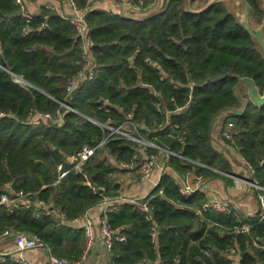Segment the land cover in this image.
Here are the masks:
<instances>
[{"label":"trees","instance_id":"16d2710c","mask_svg":"<svg viewBox=\"0 0 264 264\" xmlns=\"http://www.w3.org/2000/svg\"><path fill=\"white\" fill-rule=\"evenodd\" d=\"M74 1L87 10L97 72L69 96V79L82 63L75 26L57 10L41 7L26 33L27 20L16 0H0V111L9 113L0 119V183L30 193L50 210L38 206L10 210L2 205L0 231L15 228L38 233L58 256L80 259L85 229L72 222L107 197L119 196L114 174L121 169L104 155L117 162L130 161L138 147L132 141L111 140L86 162L85 174L75 171L70 159L84 146H96L104 135L83 115L101 121L112 117L120 123L132 114L145 125L142 133L158 144L233 173L229 159L214 146V122L222 111L241 107L235 94L241 78L254 79L264 93V56L250 32L221 2L194 13L184 0H170L160 12L133 18L93 8L91 0ZM248 1L261 23L264 0ZM17 76L35 87H24ZM100 102L112 112L101 111ZM58 110L56 124L27 120L33 111ZM227 119L240 129V152L253 163L264 186V106L249 102L242 113H231ZM60 164L72 170L58 181ZM171 166L183 174L194 171L231 179L177 156L172 157ZM179 186L174 177L164 175L144 197L155 222L147 220L137 204L111 207L108 222L126 234L124 241H115L111 264H230L225 250L235 242L241 246V264H264V250L252 244L253 237L264 238V221L251 215L246 221L254 225L252 233L236 235L227 230L238 223L235 216L213 210L199 214L206 195L199 191L185 195ZM0 264L18 263L7 259Z\"/></svg>","mask_w":264,"mask_h":264},{"label":"built area","instance_id":"2783aa9c","mask_svg":"<svg viewBox=\"0 0 264 264\" xmlns=\"http://www.w3.org/2000/svg\"><path fill=\"white\" fill-rule=\"evenodd\" d=\"M30 1L33 0H16L22 16L27 20L28 25L25 27L26 33L32 30L29 23L32 21L33 17L36 16L28 8V3ZM69 2L73 6V11L70 14L60 15L64 19L69 20L75 26L76 38L81 42L82 58L81 68L69 79L68 82L67 92L69 96H72L81 85L96 76L97 65L93 58V48L95 46V42L90 35V26L86 19L87 10L79 8L74 0H69ZM125 3H127L129 6L128 12L132 13L134 17L138 15L143 16L147 12L149 7L147 6L145 0H125ZM44 7L54 10L56 9L53 4H49ZM44 26L45 24H43L40 28H44ZM147 60L149 61V58ZM16 79L19 81H25L21 76H17ZM59 102L63 106L81 114L77 109L73 108L69 104L61 101ZM102 104L105 103H100L99 109L101 111L104 110L106 113L112 112V108H109V106H107L106 104ZM121 110L123 113V109ZM60 114V110H58L57 113L46 114H41L33 111L29 115L27 120L31 123H35L44 119L56 124L60 122ZM229 115L230 113H224L219 116L218 120L223 123V126L219 131L216 141L217 143H219L218 147L221 149L222 153L229 154L231 157H233L232 159L239 161L245 167L247 171L246 177H241L233 173L224 172L218 168L209 166L200 160H192L187 156L172 150L169 147L158 144L156 142V139L149 138L147 135L142 133L141 130L145 128V125L137 123L133 119L132 114H126L124 116L123 122L120 123H115L112 117H108L107 119L101 121L97 117L86 116L85 118L91 121L95 126L99 127L104 135L102 140L96 146H84L83 149H81L75 156L70 159L71 163L73 164L72 169L77 172H83L85 174L84 165L86 164V162L95 154H97L98 151L103 150L109 141L117 139L132 141L138 146L137 153L132 157L130 161H116L117 166L121 170L136 171L139 174L140 181L143 183L148 181L152 182V184H154V189L159 185L160 180L164 175L173 177L172 174L175 169L173 166H171V159L173 156H177L199 167L220 173L229 178H233L237 181L238 186H242L243 183L247 184L250 188L253 189V191L257 192L259 208L256 216H258L261 221H264V186L258 180L256 168L239 152V149L235 146L238 130L236 128L234 120L227 119ZM7 116H9V113L0 111V119ZM182 139L183 138L180 137V140ZM148 148L154 149L156 151L148 153ZM63 168V164H60V175L58 181L67 176L72 170H64ZM155 172H159V179L156 181H154ZM194 174H196V179H198V181L203 180V174L196 173L194 171L188 172L186 176L187 178H189ZM175 180L177 184L181 185V181H178L177 179ZM180 191L185 195H191L197 190H195L193 186L189 184V182H186L185 187L181 188ZM199 191L206 192L207 188L205 186H200ZM143 199L144 198H136L135 201L133 200V203L137 204L141 208V210L145 212L147 220L153 221L152 207L147 202H143ZM112 201H116V199L106 198L103 201V205H105V217L98 226H96L91 219H89L84 225L86 245L83 255L80 259H69L58 256L53 252L50 245L39 235L18 231L12 228L0 231V262L11 259L18 264H35L33 262V259H31L28 254L31 251H38L46 255L48 264H85L97 240H101L108 251L112 252L115 241H124L126 239L125 232H123L122 229H113L106 217L107 212L112 209V206H110ZM2 205L6 206L9 209H13L15 206L25 205V207L29 208L38 206L39 208L49 210L44 202L34 201L31 196H29V194H25L23 192H14L10 184L5 185L4 190H2V193L0 194V206ZM208 210L235 216L238 223L233 227H228L227 230L232 231L236 235H250L253 231L254 225L250 221H246L251 216H244L243 214L239 213L236 209L235 202L231 197L214 196L211 200H207L203 204L202 208L198 209L197 212L199 214H202L203 212ZM155 227H157L156 224ZM224 233L225 230H222L221 234L223 235ZM153 234L154 241H156V228H154ZM7 242H13L14 245L10 248H6L5 244ZM252 244L255 248L264 250V238L262 236L253 237ZM224 256L225 258H227L230 264H241L242 252L240 244L238 242H235L234 244L229 245L225 250Z\"/></svg>","mask_w":264,"mask_h":264},{"label":"crops","instance_id":"0c3cea01","mask_svg":"<svg viewBox=\"0 0 264 264\" xmlns=\"http://www.w3.org/2000/svg\"><path fill=\"white\" fill-rule=\"evenodd\" d=\"M168 0H154L152 5L148 7L147 12L143 16H135L136 18H145L148 14L153 12H160L162 11L165 6L167 5ZM185 3L188 0H184ZM191 1V7L193 9H200L203 7L209 0H189ZM193 2H199L198 7H193ZM49 4H53L55 6V10L58 11L59 14H70L73 11V6L69 2V0L59 1V0H33L28 3L29 10L34 14L37 15L41 11V7L47 6ZM94 4V5H93ZM93 8H100L104 10L113 11L117 14H121L128 17H134V15L128 12L129 6L125 3V0H97L96 2L92 1ZM197 6V5H196ZM223 123L218 119L215 120L213 126V142L216 141V138L219 134L220 129L222 128ZM219 143L214 142L215 148H217L220 152L221 149L218 147ZM225 156L229 159L230 163L232 164L233 174L241 177L247 176V171L245 167L239 162L231 157L229 154H225ZM236 158V157H235ZM238 158V157H237ZM239 159V158H238ZM110 160L117 165L116 161L113 158ZM116 162V163H115ZM198 173V172H196ZM217 173V172H215ZM115 174H118L117 181L120 185L119 187V196L116 201H112L110 206L121 204L124 202L133 203L136 198H144L150 194L153 190L154 184L152 182H141L139 179V174L136 171H118ZM114 174V175H115ZM222 175L220 173H217ZM187 172L185 174L175 170L172 176L181 181V188L185 187L186 182H189L193 186V188L197 191L200 190V186H205L207 188L206 192H201L206 195V201L211 200L214 196L221 197H231L236 205V209L239 213L243 214L244 216H251L256 215L259 203L257 198V192L253 191L247 184L243 183L242 186H238L237 181L233 178L230 181L226 179H222L219 176H204L203 180L196 179V174L192 175L191 177L187 178ZM225 176V175H224ZM116 177V176H115ZM154 181L159 179V172L154 173ZM195 191V192H197ZM108 199H111L107 197ZM134 200V201H133ZM134 204V203H133ZM104 207L103 202L94 206L93 208L89 209L88 212L81 216L80 218L76 219L72 222V224L79 228H84V225L87 223L89 219H91L96 226H98L104 219ZM14 245L13 242H7L5 244L6 248H10ZM68 248L73 247L71 244H66ZM29 257L33 259L35 264H48V260L46 255L42 252L38 251H31ZM111 256L112 253L108 251L106 246L101 242V240H97L94 244L91 254L89 258L86 260L85 264H111Z\"/></svg>","mask_w":264,"mask_h":264},{"label":"water","instance_id":"95a60500","mask_svg":"<svg viewBox=\"0 0 264 264\" xmlns=\"http://www.w3.org/2000/svg\"><path fill=\"white\" fill-rule=\"evenodd\" d=\"M237 1V2H236ZM170 0L167 1V5L169 4ZM224 3L228 10L235 16L237 21L252 35L254 41L257 44L258 50L263 54L264 56V18L261 23H259L255 17H254V11L249 3L248 0H209L203 7L200 9H193L191 7V1H186L185 5L186 8L194 13H200L208 9L209 7L213 6L216 3ZM166 5V6H167ZM165 6V7H166ZM2 65L4 68H7L6 61L2 59ZM247 85L249 89V97L244 98L239 93L240 87L242 85ZM38 90L44 92L43 90ZM45 93V92H44ZM235 94L238 97V99L241 102L240 108H232V109H226L220 113H242L249 102L255 103L257 106L262 107L264 106V93H261L259 87L257 86V83L252 78H241L239 83L237 84L235 88ZM102 103V102H100ZM86 117V115H83ZM264 166V164H263ZM103 192V190H101Z\"/></svg>","mask_w":264,"mask_h":264},{"label":"rangeland","instance_id":"374dc122","mask_svg":"<svg viewBox=\"0 0 264 264\" xmlns=\"http://www.w3.org/2000/svg\"><path fill=\"white\" fill-rule=\"evenodd\" d=\"M93 2L95 1H97V0H92ZM146 1V0H145ZM152 2H154V0H149V2H147L146 1V4H147V6H151L152 5ZM237 2V1H236ZM94 5V4H93ZM197 5V6H196ZM198 5H199V2H198V4L197 3H195V2H193V7H198ZM92 6V5H91ZM22 78H23V80H25V81H19V80H17L21 85H23L24 87H28V86H33V87H35L33 84H31L30 82H28L23 76H22ZM37 87V86H36ZM39 88V87H38ZM37 88V89H38ZM39 89H41V88H39ZM42 90V89H41ZM42 92V91H41ZM45 92V91H44ZM239 94L241 95V96H243L244 98H248L249 97V89H248V86L245 84V85H242L241 87H240V90H239ZM46 94V93H45ZM53 99H55V97H53ZM255 104V103H254ZM256 105V104H255ZM237 128V127H236ZM237 130H238V134H237V137H236V143H235V146H236V148H238L239 149V152H240V147L238 146V144H237V139H238V136H239V134H240V129L239 128H237ZM148 140H150V139H148ZM214 142L216 143V145H217V141H215L214 140ZM241 153V152H240ZM242 154V153H241ZM243 155V154H242ZM104 157H107L109 160H110V158H111V156L110 155H104ZM246 158V157H245ZM247 159V158H246ZM248 160V159H247ZM249 161V160H248ZM111 163L112 164H114L112 161H111ZM116 163V162H115ZM252 163V162H251ZM252 165H253V163H252ZM115 166H117V165H115ZM254 166V165H253ZM255 167V166H254ZM257 170V169H256ZM114 176H116V178L118 177V174H115ZM258 180H259V182L261 183V180H260V178H259V176H258ZM117 183H119L118 181H117ZM4 187H5V185H1V183H0V194L2 193V190H4ZM11 187H12V189H13V186L11 185ZM13 191L14 192H16V193H18V192H23V193H25L23 190H20V191H17V190H15V189H13ZM30 194V193H29ZM21 206H25V205H21ZM6 207V206H5ZM46 207L48 208V205H46ZM7 208V207H6ZM9 209V208H8ZM10 210H12V209H10ZM6 229H12V228H6ZM13 229H15V228H13ZM5 230V229H4ZM25 232V231H24ZM26 233H30V232H26ZM34 234H37V235H39L40 237H42L40 234H38V233H34ZM43 238V237H42ZM66 258V257H65Z\"/></svg>","mask_w":264,"mask_h":264}]
</instances>
